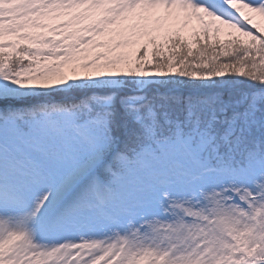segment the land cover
Instances as JSON below:
<instances>
[{"label":"snow or ice","instance_id":"obj_1","mask_svg":"<svg viewBox=\"0 0 264 264\" xmlns=\"http://www.w3.org/2000/svg\"><path fill=\"white\" fill-rule=\"evenodd\" d=\"M0 264H264V0H0Z\"/></svg>","mask_w":264,"mask_h":264}]
</instances>
